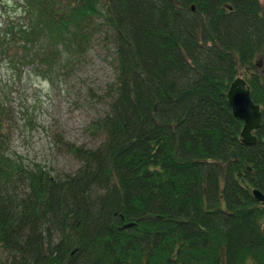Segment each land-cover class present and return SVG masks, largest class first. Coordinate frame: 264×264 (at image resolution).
I'll return each mask as SVG.
<instances>
[{"label":"trees","instance_id":"obj_1","mask_svg":"<svg viewBox=\"0 0 264 264\" xmlns=\"http://www.w3.org/2000/svg\"><path fill=\"white\" fill-rule=\"evenodd\" d=\"M2 6L0 63L12 75L75 69L106 28L115 76L91 121L97 142L57 135L79 165L54 173L11 149L1 86L0 264H264V204L252 194H264L260 0ZM238 74L261 110L252 144L226 97Z\"/></svg>","mask_w":264,"mask_h":264},{"label":"rangeland","instance_id":"obj_2","mask_svg":"<svg viewBox=\"0 0 264 264\" xmlns=\"http://www.w3.org/2000/svg\"><path fill=\"white\" fill-rule=\"evenodd\" d=\"M260 1L264 6V0ZM12 2L1 0L0 22L7 15L1 13L2 5L11 12ZM109 34L110 30L99 29L75 69L57 70L51 77L36 74L32 64L12 75L0 63V88L6 90L11 109L10 146L29 164L40 162L53 173L73 171L79 162L57 146L56 136L86 145L97 142L91 121L106 110L105 92L115 76L114 43Z\"/></svg>","mask_w":264,"mask_h":264},{"label":"water","instance_id":"obj_3","mask_svg":"<svg viewBox=\"0 0 264 264\" xmlns=\"http://www.w3.org/2000/svg\"><path fill=\"white\" fill-rule=\"evenodd\" d=\"M191 8L194 9V4H191ZM226 97L233 114L243 121L240 130L241 141L245 144L255 143L257 137L253 130L260 125L261 110L259 104L251 98L250 87L241 74L236 75L229 83ZM232 154L237 157L234 149H232ZM247 168L250 169V166H247ZM252 194L256 200L264 204V194L259 188H252Z\"/></svg>","mask_w":264,"mask_h":264},{"label":"bare ground","instance_id":"obj_4","mask_svg":"<svg viewBox=\"0 0 264 264\" xmlns=\"http://www.w3.org/2000/svg\"><path fill=\"white\" fill-rule=\"evenodd\" d=\"M251 146V145H250Z\"/></svg>","mask_w":264,"mask_h":264}]
</instances>
